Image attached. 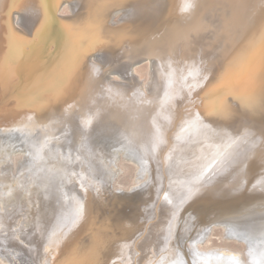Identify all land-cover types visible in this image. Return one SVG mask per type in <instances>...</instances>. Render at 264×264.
Instances as JSON below:
<instances>
[{
    "label": "bare ground",
    "instance_id": "bare-ground-1",
    "mask_svg": "<svg viewBox=\"0 0 264 264\" xmlns=\"http://www.w3.org/2000/svg\"><path fill=\"white\" fill-rule=\"evenodd\" d=\"M118 160L135 183L100 193ZM0 240L1 264H264V0H0Z\"/></svg>",
    "mask_w": 264,
    "mask_h": 264
},
{
    "label": "rangeland",
    "instance_id": "rangeland-1",
    "mask_svg": "<svg viewBox=\"0 0 264 264\" xmlns=\"http://www.w3.org/2000/svg\"><path fill=\"white\" fill-rule=\"evenodd\" d=\"M61 13H63V15H65V13H67V12H66V10H63ZM109 56H108V58H109ZM148 62H150V60H148L147 58H145V59H142V60L139 59L137 62H135L134 64H132V67H134L133 72L135 71L134 74H135V77L137 78V80L141 79L142 81H146L148 79V65H147ZM27 64L29 65L27 67L28 68H31L30 66L32 64H36L37 65V64H39V62H35V61L30 62V60H27V62H26L25 65H27ZM25 65H23V66H25ZM124 71H127V70L124 69ZM15 74H16V72L14 71L12 73L9 72L8 74L5 75V77L3 76V78H6L9 81L7 83H3L2 84L3 85V91H4V92L2 91V93H4L5 99H8L10 97L13 98L19 92V90H18L17 92L12 93L13 90L9 86V83H10V81H12L11 79L14 77ZM107 83L111 84L112 86H116L118 88H121V89H128V86L115 85V84L110 83L109 81ZM106 91H107V93L109 92V90H106ZM139 97L142 98L141 96H139ZM127 103L128 102H126V105H127ZM96 108H97V105H95V104L92 103L91 106H90V111L91 112H97V109ZM120 110H121V113H124L125 112L121 108H120ZM102 112L105 113L107 111L106 110H101L98 114H100ZM132 113H133V109L130 112L126 113L125 115L128 116V117H131V116L132 117H135V113L134 114H132ZM108 117H109V119L108 120L105 119L104 122L102 123L103 126L106 129H110V127L105 126L104 124H106L108 122H112V121H110V115H109V113H108ZM128 117H126V118H128ZM65 118L66 117H63V120ZM120 126H122V127L124 126V127H126L129 130V128L127 127V125H125L124 123H122ZM137 131H141V133H142V136L141 137H143L145 134L148 135L149 128L148 127H144L142 124H140L139 129ZM133 133H136V131H133ZM150 139H151V137H150ZM150 139H149V142H150ZM148 144H145V148L148 146ZM116 161H117V158H116L115 162ZM131 163L130 162L127 163L124 160H118V162H117V166H118L117 175H115L114 172H113V169L114 168L111 169V171H110V169H108V172H109L110 175L108 177H106V180L104 181V183H102L101 178L99 176L96 177V179H94L93 183L96 182V183H98L100 185V193H101V189L102 188H105V190H106V192L104 193L105 195H112V196H113V193H114L113 191H117L118 189L127 191L128 187L130 188V186H132L135 183L134 182V180H135L134 175L136 174V172H135L136 167H135L134 164H131ZM146 163H148V162H146ZM111 179H112V182H111ZM122 187L123 188H127V189H123ZM89 190H90V194H93L92 193V186L90 187ZM98 197L99 196L97 195L96 200L98 199ZM94 211L95 210H93V212ZM210 227H208V229H211ZM213 228L214 227H212V229L209 230V231H208V229L206 230V232L207 231L208 232L205 234L206 237L204 236L205 239L202 238V242H201L202 245H200L201 244L200 242H197V244H194V245H196V249H198V246L199 245H200L199 246L200 248L202 246H204V247L201 248V250L205 249V247L209 248V246H211L210 249H213V248H221L223 246L222 248H229V249L234 250V251L243 252L244 245H242V243H238L236 241L229 242L231 240H228L227 241V239L225 238L227 234L223 232V229L221 227H220L221 229L219 227H218V229L216 227L214 229ZM241 228H239L238 231H244V230H241ZM206 240L209 243L206 242V244H205V241ZM0 242H3V241L0 240ZM10 243L15 244L16 241H10ZM9 249H10V246H9ZM196 249H194V250H196ZM3 250H5V249L3 248ZM0 264H1V262H0ZM183 264H186V263H183Z\"/></svg>",
    "mask_w": 264,
    "mask_h": 264
},
{
    "label": "water",
    "instance_id": "water-1",
    "mask_svg": "<svg viewBox=\"0 0 264 264\" xmlns=\"http://www.w3.org/2000/svg\"><path fill=\"white\" fill-rule=\"evenodd\" d=\"M139 64H140V63H139ZM136 65H137V64H136ZM101 141L104 142V144L106 145V147H107V145H109L110 143L113 142V141H111L110 139H106V140L102 139ZM111 182H112V179H111ZM111 182H110V183H111ZM109 185H110V184H109ZM226 225H227V224H226ZM243 225H244V224L240 223L238 226H235V227H236V228H241V227L243 228V227H246L247 229H243L244 231H242L244 234H246L248 237H250V239L253 238V237L258 238V237H257V233H260V232H259L260 230H256V228H251V230H250V229H248L249 226H245V225L243 226ZM246 225H247V224H246ZM229 229L231 230V228H229ZM236 231H238V229H236V230L234 231L235 233H232V235H234V238H235V239H238V240H240V241H243L242 238H240V236H241L242 233H237V235H238V236H237V235H236ZM248 231H250V232H248ZM232 235H231V236H232ZM238 237H239V238H238ZM245 245H246V244H245ZM246 246H247V245H246Z\"/></svg>",
    "mask_w": 264,
    "mask_h": 264
},
{
    "label": "snow or ice",
    "instance_id": "snow-or-ice-1",
    "mask_svg": "<svg viewBox=\"0 0 264 264\" xmlns=\"http://www.w3.org/2000/svg\"><path fill=\"white\" fill-rule=\"evenodd\" d=\"M188 6H190V5H186V7H188Z\"/></svg>",
    "mask_w": 264,
    "mask_h": 264
}]
</instances>
